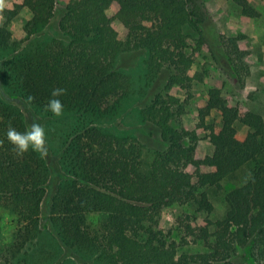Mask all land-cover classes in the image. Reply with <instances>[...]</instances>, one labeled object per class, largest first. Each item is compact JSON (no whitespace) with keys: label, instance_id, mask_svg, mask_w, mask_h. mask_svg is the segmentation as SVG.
<instances>
[{"label":"trees","instance_id":"obj_1","mask_svg":"<svg viewBox=\"0 0 264 264\" xmlns=\"http://www.w3.org/2000/svg\"><path fill=\"white\" fill-rule=\"evenodd\" d=\"M228 1L243 16H259L247 0ZM58 5V30L68 41L27 43L0 61L7 95L38 114L54 116L45 105L54 88H63V114L77 117L72 130L55 136L52 168L40 153L16 155L6 133L9 126L25 131L26 118L17 105L0 98V207L11 213L16 226L11 257L34 246L39 251L34 264H65L58 262V248L95 264H264V117L254 112L240 116L220 90L211 89L198 108L199 124L191 126L182 122L186 114L178 100L158 98L140 113L167 145L150 164L142 161L135 140L97 126L114 116L127 94L128 79L115 70L121 53L144 51L153 74L172 71L169 85L180 90L201 81V74L191 70L192 55L213 51L202 33L206 14L198 0H23L0 25V52L15 48L7 26L18 9L31 15L23 25L30 37L50 23ZM113 20L125 35L112 28ZM185 30L197 37L192 55L186 52ZM244 39L230 38L225 45L240 88L248 76ZM175 106L176 115L171 112ZM212 110L220 113V129L205 124ZM236 123L247 129L244 135ZM200 127L208 131L211 155L197 147ZM224 180L233 188L225 195L222 220L187 216L186 222H177L182 229L178 240L169 237L170 230L165 234L166 208L188 204L195 213L208 215L213 205L206 189L220 190ZM91 214L99 215L97 227L87 222ZM43 233L55 241L56 252L38 247ZM189 243L207 252H180ZM238 250H249L253 263L229 262Z\"/></svg>","mask_w":264,"mask_h":264},{"label":"rangeland","instance_id":"obj_2","mask_svg":"<svg viewBox=\"0 0 264 264\" xmlns=\"http://www.w3.org/2000/svg\"><path fill=\"white\" fill-rule=\"evenodd\" d=\"M247 1L259 13L257 18L243 16L228 0H198L206 14L202 33L209 42L213 55L207 48L192 55V48L195 46L197 37L192 32L185 30L184 33L189 37L186 52L192 55L191 70L201 74V81L192 83L188 90H180L176 86L169 85L172 71L162 69L153 74L146 64L147 56L144 51L121 53L117 58L115 70L128 79L127 94L120 99L114 116L97 123L98 128L117 137H128L132 141L135 140V143L141 147L142 161L145 164H150L158 155L166 151L167 145L162 142L157 127L150 122L142 121L140 113L158 98L161 101H166L169 97L178 100V104L183 107L186 114L182 118V122L191 126L199 124L198 108L208 99V91L211 89L220 90L221 96L226 100L228 106L235 108L240 116L247 112H254L264 117V0ZM22 2L23 0H0V25L9 16L8 11L15 10V7L21 5ZM62 2H67V0H62ZM59 7L60 5H58L56 14L50 23L30 37H26L23 33V25L31 15L26 9H18L17 14L9 19L7 26L15 48L0 52V61L10 57L27 43H39L49 39L68 41L58 30L59 12L61 11ZM115 10L114 6L107 12V16L112 17ZM111 26L120 35L126 34L124 27L116 20L111 22ZM239 36L245 38L242 46L249 50V55L244 59L248 76L245 78L243 88H240L236 83L233 66L227 59L225 48L227 39ZM0 98L17 105L22 110L27 127L32 123H39L45 128L47 138V155L45 157L49 165L55 168L53 158V147L57 146L55 136L61 131L67 133L72 130L77 117L73 114H62L60 117L38 114L19 98L7 95L1 87V82ZM171 112L176 115L177 106L171 109ZM177 120L178 118L175 117L170 125L175 128ZM205 124L220 129L222 125L220 113L212 110ZM235 128L241 135H244L247 130L239 123L235 124ZM196 133L198 136L197 147L202 155H211L213 147L209 143L208 131L204 127H200ZM232 188V183L224 180L220 190L206 189L208 199L213 205V211L208 215L195 213L188 204L172 205L166 208L161 223L165 234L170 230L169 237L178 240V232L181 234L182 229L177 222L180 219L186 222L187 216L207 218L213 223L222 220L225 213L224 198ZM87 222L90 227H97L99 215H88ZM15 229L11 213L0 207V264H34V260L39 255V251H36L34 246L27 247L16 258L11 257L9 250ZM43 236L38 247L56 252L55 241L45 237L44 233ZM60 250L58 248L56 252L60 256L58 262L95 264L93 259L84 262L68 250L63 248ZM180 252L193 255L206 253L207 250L201 244L189 243L180 248ZM229 262L253 263L249 250H238L231 256Z\"/></svg>","mask_w":264,"mask_h":264},{"label":"clouds","instance_id":"obj_3","mask_svg":"<svg viewBox=\"0 0 264 264\" xmlns=\"http://www.w3.org/2000/svg\"><path fill=\"white\" fill-rule=\"evenodd\" d=\"M66 90L63 88H54L50 93V98L45 105V110L56 117H60L64 112V104L60 97L65 95ZM29 100L32 98L29 97ZM7 140L13 146L17 156H22L28 151L40 153L42 156L47 155V138L46 130L39 123H32L25 131H18L16 128L9 126L6 133Z\"/></svg>","mask_w":264,"mask_h":264}]
</instances>
